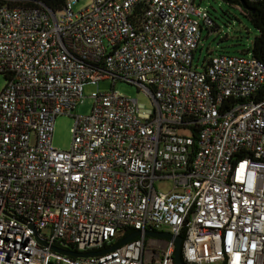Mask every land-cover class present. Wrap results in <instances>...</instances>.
I'll return each instance as SVG.
<instances>
[{
	"label": "built area",
	"instance_id": "2783aa9c",
	"mask_svg": "<svg viewBox=\"0 0 264 264\" xmlns=\"http://www.w3.org/2000/svg\"><path fill=\"white\" fill-rule=\"evenodd\" d=\"M80 1L58 15L0 0V264H175L177 238L184 264H264V64L248 53L193 68L201 23L213 26L195 0L76 13ZM100 82L136 86L153 109L92 93L70 149L55 150V119ZM129 230L141 237L100 257L53 250L98 253ZM164 230L171 241L147 245Z\"/></svg>",
	"mask_w": 264,
	"mask_h": 264
},
{
	"label": "rangeland",
	"instance_id": "374dc122",
	"mask_svg": "<svg viewBox=\"0 0 264 264\" xmlns=\"http://www.w3.org/2000/svg\"><path fill=\"white\" fill-rule=\"evenodd\" d=\"M91 4V0H82L73 7L74 12H80ZM195 9L207 12L214 22L212 32L204 28L201 21V41L198 50L194 53L193 68L201 69L202 63L219 55L240 56L250 50L257 31L252 28L248 19L240 12L238 7L230 6L222 0H195ZM60 15V13H58ZM197 20V19H196ZM5 81L0 75V91L4 88ZM113 90L120 96L135 99L152 110L147 96L134 85L118 82L112 86L111 82H100L94 86H86L83 91L82 103L70 116H59L55 119L52 146L58 151H68L72 143L71 129L74 116H89L93 107L92 93H110ZM156 188L165 194L171 190L169 182H158ZM165 232V230H164ZM147 245H154L152 238H146ZM162 248V245L158 246Z\"/></svg>",
	"mask_w": 264,
	"mask_h": 264
},
{
	"label": "trees",
	"instance_id": "16d2710c",
	"mask_svg": "<svg viewBox=\"0 0 264 264\" xmlns=\"http://www.w3.org/2000/svg\"><path fill=\"white\" fill-rule=\"evenodd\" d=\"M222 1L230 6L238 7L240 9V12L248 19L252 28L257 31V36L253 40L251 49L245 51L242 55L250 53L253 59L264 64V1L257 3H251L249 0ZM39 5L45 6L47 9L51 10L54 13H59L65 6V0H17V2L12 4L13 7L21 6L25 8H36ZM210 20L212 21L211 18ZM212 23L213 26L211 28L204 27L209 32L213 31L214 22L212 21ZM200 30H202V27L200 28ZM196 133L197 132L195 130V135ZM195 135L192 134V137L194 139H196ZM133 233L134 231L132 230L127 231L124 238H122L121 240L125 239ZM121 240H119L118 242H120Z\"/></svg>",
	"mask_w": 264,
	"mask_h": 264
},
{
	"label": "water",
	"instance_id": "95a60500",
	"mask_svg": "<svg viewBox=\"0 0 264 264\" xmlns=\"http://www.w3.org/2000/svg\"><path fill=\"white\" fill-rule=\"evenodd\" d=\"M140 237H141V234L138 232H135V233L131 234L130 236L126 237L125 239L121 240L119 243H117L116 245H114L110 249H106V250L100 251L98 253H75V252H67V251L58 250V249H53V250L56 253L63 254V255H66V256H69L72 258H76V259L100 257V256L106 255L108 253H111L113 251H116L119 248L128 244L129 242L134 241ZM145 237L158 238V239H163V240H167V241L172 240V236L169 233H165V232L164 233L148 232L145 234ZM181 244H182L181 238L175 239V246H176V251H175V255H174L175 264H184V263H182L181 258H180Z\"/></svg>",
	"mask_w": 264,
	"mask_h": 264
}]
</instances>
